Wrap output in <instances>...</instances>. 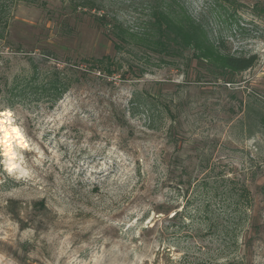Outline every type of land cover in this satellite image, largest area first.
I'll return each instance as SVG.
<instances>
[{"label": "rangeland", "instance_id": "rangeland-1", "mask_svg": "<svg viewBox=\"0 0 264 264\" xmlns=\"http://www.w3.org/2000/svg\"><path fill=\"white\" fill-rule=\"evenodd\" d=\"M38 1L21 2L0 37V113L12 115L28 142L9 153L0 132V264H167L143 228L175 200L173 179H191V212L201 184H245L264 226V0H181L232 54L258 56L230 84L196 61L153 63L143 77L107 80L94 71L86 79V60L117 55L106 30L92 15L71 13V0ZM106 2L131 27L146 15L141 0ZM56 77L60 86L71 80L62 95L50 87ZM135 90L162 95L176 120L159 110L154 123L142 112L130 117ZM173 127L185 139L177 145ZM187 199L179 195L180 211ZM251 238L249 263L264 264V233ZM211 243L182 238L175 256L207 258Z\"/></svg>", "mask_w": 264, "mask_h": 264}, {"label": "trees", "instance_id": "trees-1", "mask_svg": "<svg viewBox=\"0 0 264 264\" xmlns=\"http://www.w3.org/2000/svg\"><path fill=\"white\" fill-rule=\"evenodd\" d=\"M21 2L39 3L38 0L34 2L0 0L2 39L5 38L14 11ZM71 2L69 6L71 13L78 16L92 15L97 25L106 30L117 53L116 56L86 60L88 68L83 73L86 79L89 73L94 71L107 80L121 72L123 73L121 76L124 77H127V73L138 72L140 77H143L153 63L157 65L167 61L173 63L196 61L197 64L206 67L209 75L217 82L224 80L230 84L233 82H230L228 77L254 68L259 61L256 54L237 56L228 51L224 38L214 35L208 24L194 18L181 0H141L146 15L135 19L136 27L128 25L118 14L110 13L106 0ZM123 53L130 54L131 59H127L126 62ZM137 60L140 63H137ZM70 85L71 80H68L66 84L60 86L59 77L50 83L52 92L58 93L61 88V95ZM173 107L162 95H147L146 98L143 93L135 90L129 100L128 113L134 118L142 112L148 122L154 123L155 113L159 110L167 113L169 119L175 121ZM257 116V126L264 129V107ZM122 119L124 120V117ZM123 120L118 118L122 125L126 123ZM169 135L175 145L185 140L174 127L170 129ZM179 151L180 149L177 150ZM177 159L179 160V157ZM180 167L183 173L188 172L184 165L180 164ZM167 172L171 175V168H168ZM233 181L235 183L231 185L232 180L222 178L212 189L209 183L201 184V195L193 198L195 206L194 212H191L189 210L191 200L187 199L192 189L191 179L170 180L169 188L175 194V200L170 199L166 206H159L154 211L155 223L143 228L144 232L155 234L156 242L161 247L158 255L164 254L167 264H250L248 258L253 246L251 237L253 234L260 237L264 233V226L259 222L258 212L253 210L250 190L245 184ZM221 184L224 186L223 190L220 189ZM180 194L187 199L186 207L181 211L177 202ZM209 198L214 202V206ZM197 199L201 201L198 202ZM196 223L200 225L197 228L193 226ZM207 237L210 243L213 242L205 253L202 251V256L207 258H188L189 250L183 259L176 258L175 253L179 250L182 238L206 240Z\"/></svg>", "mask_w": 264, "mask_h": 264}, {"label": "bare ground", "instance_id": "bare-ground-1", "mask_svg": "<svg viewBox=\"0 0 264 264\" xmlns=\"http://www.w3.org/2000/svg\"><path fill=\"white\" fill-rule=\"evenodd\" d=\"M0 116L3 117L0 119V132L3 134L2 142L5 145L7 152L10 153L12 151V145L14 143H17L23 148L28 147V142L24 134L21 132V129L14 124L12 115L9 112H1Z\"/></svg>", "mask_w": 264, "mask_h": 264}]
</instances>
